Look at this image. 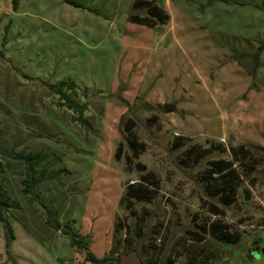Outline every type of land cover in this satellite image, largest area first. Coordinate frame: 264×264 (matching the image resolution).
<instances>
[{"label": "rangeland", "instance_id": "1", "mask_svg": "<svg viewBox=\"0 0 264 264\" xmlns=\"http://www.w3.org/2000/svg\"><path fill=\"white\" fill-rule=\"evenodd\" d=\"M3 1L1 176L19 207L10 242L0 222V264H93L24 195L13 155L31 151L48 156L42 200L92 238L98 258L115 248L143 264H264V49L256 74L253 56L264 0H147L171 17L153 27L133 20L149 15L140 0ZM62 82L89 124L55 92ZM217 160L240 177L230 205L206 179ZM132 184L155 197L129 198Z\"/></svg>", "mask_w": 264, "mask_h": 264}, {"label": "trees", "instance_id": "2", "mask_svg": "<svg viewBox=\"0 0 264 264\" xmlns=\"http://www.w3.org/2000/svg\"><path fill=\"white\" fill-rule=\"evenodd\" d=\"M67 3L72 4L76 7H82V3L77 0H65ZM141 4L148 6L149 15L146 17L134 16L133 20L139 24L147 25L153 27L155 22L169 21L171 19L170 15L164 13V11L158 5H152L147 0H140ZM161 2H164L161 0ZM18 0H13L14 7H16ZM264 49L262 45L254 56L256 60L255 74L260 65L261 53ZM66 82H62L55 90L57 94L60 95L64 104L69 110L74 111L77 114V121L82 125L89 124V121L85 117V112L87 110L86 106L79 105L76 100H74L71 94L65 90ZM130 123H134L132 120ZM132 134V131H130ZM133 135V134H132ZM134 137V135L132 136ZM134 144V143H132ZM248 152L246 146H240L235 152ZM187 155L190 157H200L201 152L197 150L196 147H192L188 151ZM13 159L17 160L23 165L25 171V178L23 179V193L28 196L33 204H38L42 210L45 211V223L46 225L54 231H62L66 236L70 238V241L77 250L85 252L86 261L93 264H121V257L116 256V249L112 248L103 258H98L93 251L92 238L90 236H84L80 232L76 231L74 228V221L68 220L66 223H61L60 213L61 209L59 207H53L51 204H46L41 195L38 193L39 188L42 184L46 182L48 178L49 169L46 166L48 156L46 153L42 152H20L13 155ZM235 165L232 162L226 160H217L211 163L210 168L206 170V179L208 185L215 187L216 194L227 204L230 205L236 201L238 189H239V174ZM3 163L0 160V222H2L6 228V232L9 238V242L15 238L14 229L11 224L9 214L14 208L19 207V203L13 198V195L5 188L3 178H2ZM216 182V184H215ZM217 185V187H216ZM127 196L131 199H136L140 201H151L155 194L153 190L150 189L148 185L132 184L129 186ZM217 233L219 239L225 242H232L231 233L229 232V227L227 224L215 223L211 226Z\"/></svg>", "mask_w": 264, "mask_h": 264}, {"label": "water", "instance_id": "3", "mask_svg": "<svg viewBox=\"0 0 264 264\" xmlns=\"http://www.w3.org/2000/svg\"><path fill=\"white\" fill-rule=\"evenodd\" d=\"M226 2L227 0H219ZM175 109L174 105H165V110L167 113L172 112ZM138 169H143L142 165H138ZM245 200L249 201L251 199V193L248 190L244 192ZM121 264H143L141 257L138 252L133 250L128 254H123L121 256Z\"/></svg>", "mask_w": 264, "mask_h": 264}, {"label": "crops", "instance_id": "4", "mask_svg": "<svg viewBox=\"0 0 264 264\" xmlns=\"http://www.w3.org/2000/svg\"><path fill=\"white\" fill-rule=\"evenodd\" d=\"M10 2L12 1L13 2V0H9ZM6 1H3V0H0V9H1V7L2 8H4V7H6V6H4L6 3H5ZM8 3V2H7ZM4 4V5H3ZM5 9V8H4Z\"/></svg>", "mask_w": 264, "mask_h": 264}]
</instances>
